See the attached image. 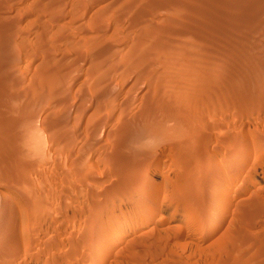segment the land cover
<instances>
[{
	"label": "rangeland",
	"instance_id": "obj_1",
	"mask_svg": "<svg viewBox=\"0 0 264 264\" xmlns=\"http://www.w3.org/2000/svg\"><path fill=\"white\" fill-rule=\"evenodd\" d=\"M150 1L0 0V264H264L263 7L230 48L240 10Z\"/></svg>",
	"mask_w": 264,
	"mask_h": 264
},
{
	"label": "bare ground",
	"instance_id": "obj_2",
	"mask_svg": "<svg viewBox=\"0 0 264 264\" xmlns=\"http://www.w3.org/2000/svg\"><path fill=\"white\" fill-rule=\"evenodd\" d=\"M151 1H152V2H151ZM151 1H150V3L153 4V5L156 3L155 0H154L155 3H153V2H154L153 0H151ZM180 1H181V0H179V3H180ZM206 1H207V0H206ZM211 1H212V0H210V1L208 0L209 3H210ZM215 1H217V0H215ZM215 1H214V2H215ZM218 1H219V0H218ZM234 1H235V0H223V1L220 0V3H222V5L225 6V7H230V9H231V8H236V9L240 10V12H241V13H240V16L237 15L238 17L235 18V21H234V20H233V19H234L233 16H235L234 14L236 13L237 10H236V11L234 10V12L231 11V12H233L234 14H232L233 16L230 14V15L233 17V18H231V17L229 18V19H232V20H233V22L230 23L229 21H227L228 18H226V17H229V13H228L229 11H228V8H227V9H226V10H227V14H225V13H224V14H221V13H223L224 11L226 12V10L223 11V9H222L223 12H221V13H219V14L216 13V14H217V17H216L217 20L214 21L215 24H216L217 26H219V25L221 24V25L219 26V28H218V30H220V31H223V32H224V31H226V32L228 31V32H229V30H233V29H234V30L237 29V30H239V31H243V32H240V33H239V36H238L237 38H234V37H233V38H229V34H228V38L225 39L226 41H224V45H226V43H227V44H230V45H226V46H228V47L230 46V48H231V45H237V46H238V44H240V43L243 42L244 40H247L248 38L251 37V36L249 37L250 31H252V30H250V29H252L251 27H252L254 21H257V18H259V17L254 16L255 14H254V15L251 14L252 16H251V15H249V16L246 15V13H247L246 11H247L249 8H251V5H249V3H250L251 1H253V0H249L250 2L248 1V3H244V2H247V0H246V1L242 0L240 5H239V3H237L238 0L235 1L236 3H235ZM243 1H244V2H243ZM255 1H256L255 5H258V7H254V8L257 9V8H259V6H260V8L263 7L262 10L264 11V0H255ZM142 2H143V1H142ZM158 2H159V0H158ZM158 2H157V5H158ZM160 2H161V1H160ZM160 2H159V3H160ZM168 2H169V1H168ZM168 2H167V3L165 2L166 5H167L166 7L170 6V8H172L171 4H168ZM171 2H172V1H170L169 3H171ZM174 2H175V1L173 0V6H177V5H178V0H177V2H176L177 5H174ZM183 2H184V0H183ZM183 2H182V3H183ZM200 2H201V1H200ZM208 2H207V3H208ZM214 2H213V3H214ZM239 2H240V1H239ZM95 3H96V2H95ZM148 3H149V1H148ZM185 3H186V1H185ZM185 3H184V5L182 4L183 7L185 6ZM188 3H189V2H188ZM217 3H219V2H217ZM217 3H216V5L218 6ZM220 3H219V4H220ZM253 3H254V2H253ZM160 4L162 5V2H161ZM163 4H164V2H163ZM180 4H181V3H180ZM180 4H179V6H180ZM190 4H191V2H190ZM190 4H189V5H190ZM195 4H196V3H195ZM237 4H238V6H237ZM251 4H252V3H251ZM132 5H133V4H132ZM147 5H149V4H147ZM153 5H152V6H153ZM157 5H154V7H156ZM164 5H165V4H164ZM164 5L162 6L163 8H165ZM186 5H187V3H186ZM189 5H188V6H189ZM196 5H197V4H196ZM205 5H206V4H205ZM216 5H215V6H216ZM191 6L194 8L193 4H191ZM200 6H201V5H200ZM217 6H216V8H218V9L221 10V8H219V6H218V7H217ZM252 6H254V5H252ZM118 7H119V6H118ZM158 7H159V6H158ZM160 7H161V6H160ZM180 7H181V6H180ZM196 7H197V6H196ZM196 7H195V10H196ZM198 7H199V6H198ZM201 7H204V6H201ZM211 7L215 8V7L212 6V5H211ZM220 7H221V4H220ZM128 8H129V7H128ZM131 8H133V7H131ZM137 8H138V6H137ZM175 8H176V7H175ZM175 8H174V9H175ZM177 8H178V6H177ZM181 8H182V7H181ZM181 8H180V9H181ZM186 8H187V7H186ZM190 8H191V7H190ZM193 8H191V9H193ZM216 8H215V9H216ZM222 8H223V7H222ZM252 8H253V7H252ZM113 9H114V8H113ZM139 9H140V8H139ZM139 9H138V10H139ZM141 9H142V8H141ZM167 9H169V7H168ZM208 9H209V8H208ZM215 9H213V10L210 9L211 11H210V10H209V11L212 12V11H214ZM218 9H217L216 11H218ZM255 9H254V10H255ZM135 10H136V9H135ZM183 10H184V9H183ZM188 10H189V7H188ZM220 10H219V11H220ZM231 10H232V9H231ZM249 10H250V9H249ZM249 10H248V11H249ZM189 11H190V10H189ZM209 11H208V12H209ZM257 11H258V10H257ZM263 11H262V12H263ZM130 12H131V11H130ZM197 12H198V10H197ZM205 12H206V11H205ZM205 12H204V13H205ZM231 12H230V13H231ZM250 12H251V11H250ZM250 12H249L248 14H250ZM136 13H137V12H136ZM143 13H144V12H143ZM183 13H184V12H183ZM237 13H239V12L237 11ZM254 13L259 14V13L255 12V11H254ZM260 13H261V11H260ZM104 14H106V13H104ZM132 14H133V13H132ZM144 14H145V13H144ZM144 14H142V15H144ZM216 14L214 15V13H213V14H211V15L216 16ZM220 14H221L222 16H221ZM146 15H147V14H146ZM191 15H192V14H191ZM211 15H210V16H211ZM259 15H261V14H259ZM132 16H133V15H132ZM201 16H202V15H201ZM207 16H208V14H207ZM210 16H209V17H210ZM213 16H211V17H213ZM253 16H254V17H253ZM257 16H258V15H257ZM141 17H142V16H141ZM195 18H196V17H195ZM225 18H226V20H224ZM103 19H104V18H103ZM137 19H138V18H137ZM207 19H208V18H207ZM211 19H212V18H211ZM100 20H102V19H100ZM177 20H178V19H177ZM179 20H181V19H179ZM201 20H202V19H201ZM205 20H206V19H205ZM205 20H204V21H205ZM212 20H213V19H212ZM258 20H259V19H258ZM196 21H197V20H196ZM207 21H208V20H207ZM210 21H211V20H210ZM216 21H218L220 24L218 25V23H217ZM91 22H92V21H91ZM93 22H94V21H93ZM198 22H199V21H198ZM212 22H213V21H212ZM214 22H213V23H214ZM181 23H182V22H181ZM184 23H185V22H184ZM203 23H204V22H203ZM208 23H209V21H208ZM233 23H234V24H233ZM258 23H260V22H258ZM4 24H5V23H4ZM193 24H194V23H193ZM197 24H200V23H197ZM94 25H95V24H94ZM101 25H102V24H101ZM120 25H121V24H120ZM200 25H201V24H200ZM211 25H213V24H211ZM211 25H210V26H211ZM96 26H97V24H96ZM102 26H104V25H102ZM198 26H199V25H198ZM255 26H256V25H255ZM98 27H101V26H97V28H98ZM201 27H203V26L201 25ZM205 27H206V26H205ZM97 28H96V29H97ZM182 28H183V27H182ZM193 28H195V27H193ZM197 28H198V27H197ZM208 28H209V27H208ZM208 28H207V29H208ZM215 28H217V27H215ZM100 29L102 30V29H105V28H100ZM100 29H99V30H100ZM200 29H201V28H200ZM203 29H204V28H203ZM207 29H206V30H207ZM89 30H91V29H89ZM99 30H98V31H99ZM132 30H133V29H132ZM181 30H182V29H181ZM197 30H198V29H197ZM212 30H213V29H212ZM212 30L209 29V32H211ZM216 30H217V29H216ZM237 30H236V31H237ZM83 31H84V30H83ZM105 31H106V30H105ZM182 31H183V30H182ZM202 31H203V30H202ZM261 31H262V30H261ZM100 32H101V31H100ZM100 32H99V34H100ZM102 32H103V31H102ZM133 32H134V31H133ZM159 32H160V31H159ZM180 32H181V31H180ZM185 32H186V31H185ZM212 32H213V31H212ZM228 32H227V33H228ZM258 32H260V31H258ZM165 33H166V32H165ZM198 33H199V32H198ZM200 33H201V32H200ZM205 33H207V32H205ZM214 33H215V32H214ZM218 33L221 35V33H220L219 31H218ZM227 33H226V34H227ZM236 33H237V32H236ZM236 33H235V34H236ZM251 33H252V32H251ZM118 34H119V33H118ZM185 34H186V33H185ZM211 34H213V33H211ZM226 34H225V35H226ZM205 35H206V34H205ZM220 35H219V36H220ZM225 35H224V33H223L222 36H225ZM231 35H232V33H231ZM250 35H251V34H250ZM85 36H86V35H85ZM184 36H185V35H184ZM203 36H204V35H203ZM211 36H212V35H211ZM213 36H214V35H213ZM253 36H254V35H253ZM59 37H60V36H59ZM94 37H95V36H94ZM141 37H142V36H141ZM198 37H199V36H198ZM226 37H227V36H226ZM204 38H205V37H204ZM102 39H103V38H102ZM143 39H144V38H143ZM200 39H201V38H200ZM202 39H203V38H202ZM223 39H224V37H223ZM58 40H59V39H58ZM90 40H93V39H90ZM104 40H105V39H104ZM205 40H206V38H205ZM209 40H210V39H209ZM87 41H88V40H87ZM100 41H101V40H100ZM143 41H144V40H143ZM68 42H69V41H68ZM98 42H99V41H97V43H98ZM103 42H105V41H103ZM103 42H101L100 44L102 45ZM109 42H110V43H109ZM123 42H124V41H123ZM216 42H217V41H216ZM216 42H215V43H216ZM220 42H221V41H220ZM248 42H249V41H248ZM78 43H79V42H78ZM107 43L111 44L112 42H111V41H106L105 44H107ZM141 43H143V42H141ZM210 43H212V42H210ZM213 43H214V42H213ZM215 43H214V44H215ZM246 43H247V42H246ZM9 44H10V43H9ZM92 44H93V42H92ZM100 44H96L97 46L99 45V47H97V48H100ZM113 44L115 45L114 42L112 43V46H113ZM219 44H220V43H219ZM244 44H245V43H244ZM6 45H7V44H6ZM69 45H70V44H69ZM69 45H67V46H69ZM71 45H72V44H71ZM81 45H82V44H81ZM90 45H91V44H90ZM107 45H108V44H107ZM217 45H218V44H217ZM222 45H223V44H222ZM242 45H243V43H242ZM65 46H66V45H65ZM82 46H83V45H82ZM115 46H116V45H115ZM115 46H113V47H115ZM211 46H212V45H211ZM213 46H214V45H213ZM237 46H236V47H237ZM240 46H241V44H240ZM75 47H76V46H75ZM75 47H74V48H75ZM80 47H81V46H80ZM84 47H85V45H84ZM95 47H96V46H95ZM103 47H106V45H104V46L102 45V48H103ZM110 47H111V45L108 47L109 49H106L107 47L105 48V49L107 50V51H106V50H105V51L108 52V53H107L108 55H109L110 53H112V52H111V51H112V49H111L112 47H111V48H110ZM222 47H223V46H222ZM234 47H235V46H234ZM247 47H248V46H247ZM247 47H246V48H247ZM71 48H72V46H71ZM71 48H70V50H71ZM74 48H73V49H74ZM81 48H82V47H81ZM81 48H80V49H81ZM97 48H96V50H97ZM176 48H177V47H176ZM179 48H180V47H179ZM220 48H221V47H220ZM73 49H72V50H73ZM86 49H87V48H86ZM88 49H89V48H88ZM92 49H93V48L91 47L90 51H92ZM110 49H111V50H110ZM113 49H114V48H113ZM215 49H216V48H215ZM226 49H227V48H226ZM226 49H225V50H226ZM75 50H77V52H78L79 49L77 48V49H75ZM75 50H74V51H75ZM81 50H83V49H81ZM84 50H85V48H84ZM100 50H101V51H100ZM103 50H104V48H103ZM186 50H187V49H186ZM229 50H230V49H229ZM245 50H246V49H245ZM249 50H250V49H249ZM79 51H80V50H79ZM87 51H88V50H87ZM99 51H100V52H98V51L95 52V49H94L93 53L95 52V55H94V54L92 55L91 52H89V53H91V57H92V56H95V57H96V53L98 52L99 55H101V57L104 59V57H106L107 55L104 56L105 54H100L101 52H103L102 49H99ZM109 51H110V53H109ZM114 51H115V50H114ZM221 51H222V50H221ZM115 52H116V51H115ZM163 52H164V51H163ZM217 52H218V50H217ZM224 52H226V51H224ZM224 52H222V53H224ZM227 52H229V51L227 50ZM230 52H231V51H230ZM230 52H229V53H230ZM234 52H235V51H234ZM238 52H239V51H238ZM72 53H73V52H72ZM231 53H232V52H231ZM231 53H230V54H231ZM79 54H80V53H79ZM79 54H78V55H79ZM143 54H144V53H143ZM188 54H189V53H188ZM81 55H82V53H81ZM84 55L86 56V53H85ZM84 55H83L82 57H84ZM99 55H98V57L96 58V60L99 58ZM102 55H103V56H102ZM111 55H112V54H111ZM218 55H219V53H218ZM232 55H233V54H232ZM89 56H90V54H89ZM216 56H217V55H216ZM226 56H228V54H227ZM234 56H235V55H234ZM239 56H240V55H239ZM79 57H80V56H79ZM91 57H90V58H91ZM95 57H94V58H95ZM101 57H100V59H101ZM109 57H112V59H113L114 56H109ZM109 57H108V58H109ZM220 57H221V56H220ZM224 57H225V56H224ZM87 58H88V57H87ZM106 58H107V57H106ZM106 58H105V60H106ZM108 58H107V60H108ZM258 58H259V57H258ZM4 59H5V58H4ZM75 59H76V58H75ZM78 59L80 60V58H78ZM82 59H83V58H82ZM100 59H99V60H100ZM109 59H110V58H109ZM105 60H104V61H105ZM223 60H224V59H223ZM48 61H49V59H48ZM121 61H122V60H121ZM51 62H52V61H51ZM106 62H107V61H106ZM124 62H125V61H124ZM211 62H212V61H211ZM211 62H210V63H211ZM44 63H45V62H44ZM97 63H98V62H97ZM104 63H105V62H104ZM77 64H78V63H77ZM244 64H245V63H244ZM101 65H102V64H101ZM131 66H132V65H131ZM125 67H126V66H125ZM251 67H252V66H251ZM55 68H56V67H55ZM63 68H64V67H63ZM16 69H18V68H16ZM16 69H15V70H16ZM62 70H63V69H62ZM71 70H72V69H71ZM183 70H184V69H183ZM11 71H12V70H11ZM13 71H14V70H13ZM16 71H17V70H16ZM127 71H128V70H127ZM204 71H205V70H204ZM14 72H15V71H14ZM8 73H9V71H8ZM11 73H12V72H11ZM59 74H60V73H59ZM141 74H142V73H141ZM154 74H155V73H154ZM11 75H12V74H11ZM124 75H125V74H124ZM115 76H116V75H115ZM121 76H122V75H121ZM140 79H141V78H140ZM94 80H95V79H94ZM95 82H96V81H95ZM101 82H102V80H101ZM156 82H157V81H156ZM38 83H39V82H38ZM111 83H112V81H111ZM24 84H25V83H24ZM106 84H107V83H106ZM105 86H106V85H105ZM170 86H171V85H170ZM43 87H44V86H43ZM109 87H111V85H110ZM162 87H163V86H162ZM50 88H51V87H50ZM111 88H112V87H111ZM5 89H6V88H5ZM105 89H107V88H105ZM157 89H158V88H157ZM107 90H108V89H107ZM109 90L111 91L110 88H109ZM109 90H108V93H111ZM113 90H114V89H113ZM47 91H49V90H47ZM97 91H100V90H97ZM102 91H103V89H102ZM105 91H106V90H105ZM39 92H40V91H39ZM45 92H46V91H44L43 93H45ZM49 92H50V91H49ZM55 92H56V91H55ZM55 92H54V93H55ZM62 92H63V90H62ZM183 92H184V91H183ZM41 93H42V91H41ZM43 93H42V94H43ZM47 93H48V92H47ZM99 93H101V91H100ZM99 93H98V94H99ZM106 93H107V92H106ZM108 93H107V94H108ZM19 94H20V93H19ZM51 94H52V93H51ZM51 94H49V95H47V96H50ZM63 94H64V93H63ZM63 94H61V95H63ZM65 94H66V93H65ZM34 95H36V93H35ZM56 95H57V94H56ZM61 95H60V96H61ZM84 95H85V94H84ZM100 95L104 96L103 93H101ZM100 95H99V96H98V95H95V96H96V99H98L97 96L100 97V98H103V97L100 96ZM105 95H106V94H105ZM57 96H58V95H57ZM155 96H156V95H155ZM63 97H64V96H63ZM80 97H81V96H80ZM118 97H119V96H118ZM51 98H52V97H51ZM82 98H83V97H82ZM91 98H92V97H91ZM94 98H95V97H94ZM100 98H99V99H100ZM104 98H105V96H104ZM114 98H115V97H114ZM64 99H66V97H65ZM83 99H84V98H83ZM83 99H82V100H83ZM27 100H28V99H27ZM84 100H85V99H84ZM84 100H83V101H84ZM93 100H94V99H93ZM102 100H104V99H101L100 101L102 102ZM129 100H130V99H129ZM90 101H91V100H90ZM100 101H98V102H100ZM64 102H65V101H64ZM99 104H100V103H99ZM125 104H126V103H125ZM97 106H98V104H97ZM161 106H162V105H161ZM104 107H105V106H104ZM128 108H129V107H128ZM84 109H85V108H84ZM99 109H100V108H99ZM103 109H104V108H103ZM105 109H106V108H105ZM130 110H131V109H130ZM177 110H178V109H177ZM99 112H100V111H99ZM129 112H130V111H129ZM149 112H150V111H149ZM104 114H105V113H104ZM100 115H101V114H100ZM102 115H103V114H102ZM102 115H101V117H102ZM95 116H97V115H95ZM103 116H105V115H103ZM109 116H110V115H109ZM123 116H124V115H123ZM103 118H104V117H103ZM100 119H102V118H96V122H97L96 124L99 123L98 121H99ZM107 119H108V118H107ZM57 121H58V120H57ZM100 122H101V121H100ZM34 123H35V122H34ZM47 124H48V123H47ZM96 124H95V122H94V126H96ZM45 125H46V124H45ZM3 126H4V125H3ZM94 126H92V127H93V128H92V131H93V129L95 128ZM123 126H124V125H123ZM38 127H39V126H38ZM49 128H50V126H49ZM0 129H2V128H0ZM33 129H34V128H33ZM50 129H51V128H50ZM38 130H39V129H38ZM57 130H58V129H57ZM31 131H32V130H31ZM40 131H41V130H40ZM49 131H50V130H49ZM49 131H47V132H49ZM96 131H97V129H96ZM9 132H10V131H9ZM32 132H33V131H32ZM39 133H40V132H39ZM93 133H94V132H93ZM33 134H34V132H33ZM36 134H37V132H36ZM45 134H46V133H45ZM51 134H52V133H51ZM0 135H1V134H0ZM41 135H42V134H41ZM41 135H40V136H41ZM46 135H47V134H46ZM1 136H2V135H1ZM32 136H33V135H32ZM35 136H36V135H35ZM43 136H44V135H43ZM19 137H20V136H19ZM33 139H34V138H33ZM40 139H41V138H40ZM43 141H44V140H43ZM45 144H46V143H44V145H45ZM237 144H238V143H237ZM38 145H39V144H38ZM42 146H43V145H42ZM239 146H240L239 144H238V145H235V146H232V145H231V146H230V145L227 146V148H228V147H229V148L226 150L227 152L225 151L224 156L221 157V158H223L222 160L225 161V160L229 157L228 153H231L232 151L239 149V148H240ZM41 148H42V147H41ZM45 148H46V147H45ZM37 149H40V148L38 147ZM46 149H47V148H46ZM222 151H223V150H222ZM235 152H236V151H235ZM242 152H243V151H242ZM40 153H42V152H40ZM44 153H46V152H44ZM232 153H233V152H232ZM50 154H51V153H50ZM222 154H223V153H222ZM32 155H33V154H32ZM46 155H47V154H46ZM230 155H231V154H230ZM235 155H236V154H235ZM235 155H233V157H234ZM237 155H238V153H237ZM35 156H36V155H35ZM26 157H27V156H26ZM213 158H214V157H213ZM231 158H232V157H231ZM232 159H233V158H232ZM28 160H29V159H28ZM30 160H31V159H30ZM42 160H43V159H42ZM222 160H221V161H222ZM223 161H222V162H223ZM227 161H228V159H227ZM27 162H28V161H27ZM211 162H212V161H211ZM215 163H216V162H215ZM37 164H38V163H37ZM47 164H48V163H47ZM27 165H28V164H27ZM213 165H214V164H213ZM224 165H225V164H224ZM33 166H34V165H33ZM234 166H235V165H234ZM242 167H243V166H242ZM29 169H30V167H29ZM34 169H35V168H34ZM224 169H225V168H224ZM238 169H239V168H238ZM222 170H223V169H222ZM222 170H221V171H222ZM30 171H31V170H30ZM233 171H234V170H233ZM8 172H9V171H8ZM20 172H22V171H19L17 174H19ZM33 172H35V171H33ZM218 172H219V171H218ZM223 172H224V170H223ZM223 172H222V173H223ZM22 173H23V172H22ZM22 173H21V174H22ZM25 173H26V172H25ZM226 173H227V172H226ZM228 173H229V172H228ZM228 173H227V174H228ZM15 174H16V173H14V176H15ZM17 174H16V175H17ZM32 174H33V173H32ZM35 174H36V173H35ZM35 174H34V175H35ZM11 175H12V174H11ZM23 175H24V177H25V174H23ZM34 175H33V176H34ZM228 175H229V174H228ZM7 176H9V175H7ZM229 176H230V175H229ZM18 177H19V175H18ZM224 177H225V173H224V174H221L220 177H219V179L221 180V179H223ZM230 177H231V176H230ZM6 178H7V177H6ZM8 178H9V177H8ZM26 178H27V177H26ZM26 178H25V180H24V178H23V179H20V177L17 178V176H16L15 178L13 177V178H11V179H7V180L4 178V179H5L4 182H6L7 186H8V185L11 186V187L13 186L14 189H15L14 192L18 191V192H16V193H19L20 191L22 192L23 190H24V191L26 190V191L28 192V194L30 195V196H29V195H27V196L31 198V191H32L31 189H32V186H33V185H31V182L33 181V178L31 177L32 180L29 179V181L31 180V182H28V181H27L29 177L27 178V180H26ZM231 178H232V177H231ZM4 179H3V180H4ZM215 179H216V178H215ZM217 180H218V178H217ZM224 180H225V179H224ZM227 180H228V182H229V181H230V178H229V179L227 178ZM226 182H227V181H226ZM228 182H227V183H228ZM223 183H225V182H223ZM223 183H222V184H223ZM227 183H226V184H227ZM3 184H4V183H3ZM226 184H225V185H226ZM7 186H5V187H7ZM221 186H222V185H221ZM223 186H224V185H223ZM5 187H4V188H5ZM11 187H9V188H11ZM13 187H12V188H13ZM12 188H11V189H12ZM6 189H8V188H6ZM36 189H37V188H36ZM218 189H219V188H218ZM223 189H224V188H223ZM8 190H9V189H8ZM8 190H7V191H8ZM35 191H36V190H35ZM10 192H11V191H10ZM10 192H9V193H10ZM38 192H39V191H38ZM218 192H219V191H218ZM6 193H8V192H6ZM12 193H13V192H12ZM12 193H11V194H12ZM32 193H33V192H32ZM33 194H34V193H33ZM36 194H37V193H36ZM7 195H8V194H6V195L4 196V198H2V196H1L2 199H0V216H5V217H6L8 211H11V208H10L9 205H8L9 200H14V199H15V200H18V199L21 198V197H19L20 194H19V196H17V195L14 193V195H12L11 198H9L10 195H9V196H7ZM38 195H39V194H38ZM36 196H37V195H36ZM30 198H22L21 200H23L24 203H25V204L31 209V208H32V203H31V199H30ZM41 198H42V197H41ZM44 199H45V198H44ZM37 200H39V199H37ZM213 200H214V199H213ZM215 200H216V198H215ZM219 200H220V199H219ZM219 200L214 201V203H215V204H216V203H220V204H222V203L220 202L221 200H220V201H219ZM18 201H19V200H18ZM23 201H22V202H23ZM83 201H84V200H83ZM91 201H92V199H91ZM40 202H41V200H40ZM96 202H97V201H96ZM96 202H94V200H93V203H92L91 205H94ZM13 203H14V202H13ZM15 203H16V202H15ZM45 203H46V202H45ZM223 203H224V202H223ZM33 204H34V203H33ZM40 204H41V203H40ZM212 204H213V203H212ZM220 204H219V205H220ZM35 205H36V204H35ZM37 205H39V204H37ZM41 205H42V204H41ZM222 205H223V204H222ZM213 206H214V205H213ZM215 206H216V205H215ZM90 212H93V211H90ZM96 212H97V211H96ZM88 213H89V212H88ZM9 214H10V213H9ZM9 214H8V215H9ZM12 215H13V214H12ZM88 215H89V216L91 215V217L95 216V215H93V213L88 214ZM5 217H4V220L7 219V218H5ZM10 217H11V216H10ZM91 217H88V218H91ZM96 217H97V216H96ZM1 222H2V221H1ZM94 222H95V221H94ZM2 223H3V222H2ZM95 223H96V222H95ZM98 224H99V223H98ZM99 232H100V233H107V231H105V230H103V229L99 230ZM107 236H109V235H107ZM96 237H97V241H95V244L101 243L102 240H104V238H102V236H100V235H97ZM0 239H1V238H0ZM1 240H2V239H1ZM102 244H103V243H102ZM28 247H29V246H28ZM99 248H100V246H99Z\"/></svg>",
	"mask_w": 264,
	"mask_h": 264
},
{
	"label": "clouds",
	"instance_id": "obj_3",
	"mask_svg": "<svg viewBox=\"0 0 264 264\" xmlns=\"http://www.w3.org/2000/svg\"><path fill=\"white\" fill-rule=\"evenodd\" d=\"M161 143H162L161 140L153 138V139L144 141L143 145H137L135 147L137 148V150L150 151V150H153L159 147Z\"/></svg>",
	"mask_w": 264,
	"mask_h": 264
}]
</instances>
